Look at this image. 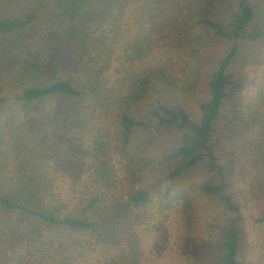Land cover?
<instances>
[{
	"label": "trees",
	"instance_id": "1",
	"mask_svg": "<svg viewBox=\"0 0 264 264\" xmlns=\"http://www.w3.org/2000/svg\"><path fill=\"white\" fill-rule=\"evenodd\" d=\"M263 33L264 0H0V80L24 112L0 128V211L28 222L38 264H141L140 210L182 213L190 175L208 208L185 212L186 241L250 264L237 181L246 170L264 226V111L243 98ZM113 113L110 136L95 120ZM144 146L158 176L118 195L119 163Z\"/></svg>",
	"mask_w": 264,
	"mask_h": 264
},
{
	"label": "rangeland",
	"instance_id": "2",
	"mask_svg": "<svg viewBox=\"0 0 264 264\" xmlns=\"http://www.w3.org/2000/svg\"><path fill=\"white\" fill-rule=\"evenodd\" d=\"M35 30L40 28L39 24L34 26ZM260 56L255 64L247 67V84L243 90L244 103L249 109L262 108L264 111V33L260 40ZM154 65L155 62H149ZM0 128L9 135L12 128L20 122L24 116V112L14 101V93L5 86L0 80ZM96 127H102L106 135H114L116 125L115 113L105 114L95 120ZM110 139V137H107ZM115 144V141L113 142ZM154 148H160L156 144ZM154 149L140 148L135 152V156L130 155L124 157L118 165V195H123L125 190L131 185H146L152 182L158 172L151 167H143L140 158H151L154 155ZM133 156V157H132ZM240 170V168H239ZM53 178H61L55 176L54 172L50 173ZM248 172L240 170L238 173L237 189L242 203L241 212L245 217L248 230L250 232L249 241V262L250 264H264L261 258V250L264 241V226L254 221L256 215V207L249 199L246 189V177ZM83 178H89L87 175ZM87 181V180H85ZM197 178L195 175L186 176L176 184L179 192L187 193L191 200L180 199L182 213L175 210L162 211L159 207L157 198H154L149 205L140 210L142 218L135 224V229L139 235L144 249L141 264H210L196 244L186 241L187 220L184 217L186 211L194 214L195 218H206L205 210L208 208L206 200L198 195L195 191ZM124 186V187H123ZM56 190L68 187L67 181H57L55 183ZM76 191L80 189V185L75 187ZM113 194V193H112ZM111 193L107 196L111 198ZM125 196V195H124ZM114 200V199H113ZM162 203V202H160ZM193 211V212H192ZM17 211L3 212L0 211V257L5 264H38L37 253L33 251V244L29 243V232L27 231V223ZM185 228V230H184ZM52 236L49 234V237ZM191 232L189 239H193ZM55 237L53 236V240ZM205 241L207 238L202 236ZM31 244V245H30ZM81 261L88 259L90 255L86 251H82L77 256Z\"/></svg>",
	"mask_w": 264,
	"mask_h": 264
}]
</instances>
